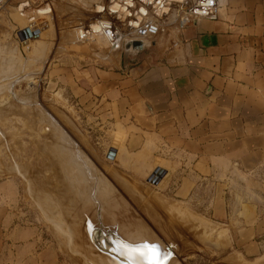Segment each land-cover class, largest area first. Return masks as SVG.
I'll return each mask as SVG.
<instances>
[{
  "label": "rangeland",
  "instance_id": "obj_1",
  "mask_svg": "<svg viewBox=\"0 0 264 264\" xmlns=\"http://www.w3.org/2000/svg\"><path fill=\"white\" fill-rule=\"evenodd\" d=\"M89 1L5 0L0 5V70L11 63L18 70L11 78L0 80V85L14 81L12 89L0 94V182L19 181L20 214L16 196L13 212L16 221L18 216L27 220L35 234L31 233L28 242H21L26 245L4 252L1 264L110 263L101 259L105 253L95 233L112 234L117 225L111 222L109 229H100L95 208L87 210L75 198L72 181L77 176L68 174L64 163L69 152L92 161L89 178L101 172L117 191L119 223L130 218L143 233L158 239L164 264H264V250L247 255L237 245L236 231L210 214L218 184L203 180L187 198L174 195L180 178H171V164L157 158L153 169L148 165L151 155L132 147L136 132L130 120L123 119L129 108L122 104L125 113L120 114L118 107L109 112L113 110L105 97L109 90L97 86L98 73L102 72L96 69L127 75L140 57L130 55L126 60L124 47L112 49L105 38L80 43L73 40L77 27L97 26L105 15L111 18L108 9L112 0ZM115 21L129 32V24ZM179 29L177 23L172 24L160 38ZM72 41L105 54L96 56L77 44L79 49L75 48ZM47 119L54 121L55 130ZM15 165L17 171L13 170ZM42 197H47V202ZM47 216L64 222V230L56 228ZM71 228L73 234L68 230Z\"/></svg>",
  "mask_w": 264,
  "mask_h": 264
},
{
  "label": "crops",
  "instance_id": "obj_2",
  "mask_svg": "<svg viewBox=\"0 0 264 264\" xmlns=\"http://www.w3.org/2000/svg\"><path fill=\"white\" fill-rule=\"evenodd\" d=\"M220 4L217 19L155 40L127 75L96 69L97 86L109 90V112L128 106L132 147L151 155L148 165L171 164V178H180L174 195L187 198L203 180L218 184L210 214L255 256L264 250V0ZM19 191V181L0 182V264L34 234L16 221Z\"/></svg>",
  "mask_w": 264,
  "mask_h": 264
},
{
  "label": "bare ground",
  "instance_id": "obj_3",
  "mask_svg": "<svg viewBox=\"0 0 264 264\" xmlns=\"http://www.w3.org/2000/svg\"><path fill=\"white\" fill-rule=\"evenodd\" d=\"M107 1H109V0H107ZM169 1L170 0H157L155 2V6L153 8L154 12L156 14H158V15H161L163 13L169 12V9H170ZM92 2H93V0H92ZM92 2L90 0L87 3H92ZM111 2L112 3L109 6L108 12L111 13L112 15H114V17H117V19L119 21L126 20L128 18V16L130 15V13L132 12V8H131V6H129V4H131L130 3L131 1L130 0H112ZM146 2H147V0H140V3L139 2H137V4L132 3V5H133L132 7L133 8L140 9V11H141L140 13H143V15H146V12L148 10V8L146 6L147 5ZM105 3L108 4L107 2H105ZM94 5L95 4H93V6ZM98 5L99 4H96V6H98ZM105 5H104V7H105ZM101 6L103 7L102 4H101ZM100 8L101 7L99 5L98 10H96V11H99V13H100ZM112 15H111V18L113 17ZM105 17H106V15H105ZM141 20H142V17H140V15H138V18L136 19V21L135 22H132L133 23V28L129 29V27H128V31H130V33H133L135 31L134 28H136L138 26V24L140 23ZM91 27L89 29H90V31H92V33L95 36L100 37V38H105L104 36H102V32H101V29H100V27H99L98 24H97V26L95 25L92 28ZM74 39L75 38H73V40ZM78 43H80V42L78 41ZM75 44H77V42L76 43L73 42V46H75ZM77 45H79L83 49L88 48V50L91 53H94L96 56H99V57H103L104 54H105L103 51H96L97 49H94V48H91V47H84L81 44H77ZM77 45L75 46V48L77 47L79 49V46H77ZM85 46H88V45H85ZM115 48L116 47H113L112 49H115ZM17 71L18 70L13 66L12 63L9 66H7L6 68L3 67L0 70V80L1 79H6V78H8V79L11 78L14 74L17 73ZM13 83H14V81H10V82L7 81L6 83L1 84L0 85V94L3 93V91H5L6 89H8V90L12 89V84ZM62 116H64V118H67L68 120H70L69 117L63 111H62ZM47 124L49 125V127L54 128V130L56 129V126H55V123H54L53 120L47 119ZM59 133H63V131L62 130H59ZM61 138L62 139H66V137L64 135H61ZM75 155H73V152H72V154L69 152V154H66L65 155V160H64V163H65V166H66V169H67L68 174H74V175L77 176V178H74V181H72V184H75V186H76L75 191H74L75 192V198L79 202H81V205L83 204L84 207L87 210H89L91 208V206H93V208H95L96 218H97L96 220L99 221V223L101 225L99 227L100 229H102V228H104V229L108 228L110 226V223L111 222H113L114 224H116L118 229H114V230L111 229V233H112L111 235L114 236L115 239L118 241V243L123 246V251L120 252L119 249L118 250L115 249V250H117L115 252L116 253L115 254L114 253L115 250H112V249L109 248L108 242H106V244H105V246H108V247H105L106 249H103L104 246H102L103 244H101V240L103 239V237H101V236L98 237V235H96L98 237V239L100 240L99 241L96 238V236L93 235V237L95 236L94 238H96V241L97 240L99 241V244H100V246L103 249V253H105L104 255L101 256V259L103 258V261L110 262L109 264H149V260L151 259V256H152V250L150 248H148V247H140V246L141 245H155V246H157V254H158L159 259L161 261L160 255H161V251H162V245L158 241V239L156 240L154 237H149L150 235L147 236L146 235L147 233L146 234L143 233L140 230V228L138 227L139 225L133 223V221L129 218L131 216L128 217L129 220L128 219L126 221L123 220L124 221L123 224H120L119 223L120 221L118 220V218L116 216V213H115V208L118 205L121 206V204L119 202L120 201L119 200V197L116 194L117 191H114V188H112V186L108 182V180L105 179V178H103L101 176V172L98 171V170H97V172H100L99 173V176H97L95 178H92V177L89 178L88 175H90L91 174V171H93V170H91V166L93 164L92 161L89 158H87V156H85V155H83V158H85V159H82L80 157H76ZM13 170L17 171V166L16 165L14 166V169ZM94 171H95V169H94ZM96 174L98 175V173H96ZM126 184L128 185L129 183L126 182ZM126 184H125V186H126ZM128 187L130 188V186H128ZM131 188L134 189V187H131ZM46 198L45 197L44 198L42 197L43 200H45ZM44 202H47V201L45 200ZM39 205H41L40 206L41 208L43 207L44 210H46L45 207L41 204L40 201H39ZM45 205H46V203H45ZM50 209L51 208H49V211H51ZM82 209H80V210H82ZM47 213L48 214H46V215H49V212L48 211H47ZM108 215L111 218V219L109 218L110 220L107 217ZM47 217H49V220L50 221H52V220L54 221V223L56 225V228L58 227L60 230H64L62 228V227L65 226L64 225L65 224L64 222H62L61 220H58V219H53L51 216H47ZM136 222H138L137 219H136ZM62 223H64V224H62ZM139 223H140V221H139ZM62 225H64V226H62ZM77 226H73V227H76L77 228ZM141 226H144V225H141ZM76 228H75V230H76ZM99 228H96V229H99ZM143 228H145V227H143ZM72 229L73 228L68 229V230L73 234L74 231ZM106 231H108V230H106ZM75 233H76V231H75ZM68 241H69V239H68ZM96 241H95V243H96ZM74 244H75V242H74ZM137 248H139V251H136ZM109 250H112L113 252H110ZM126 256L128 258H126ZM99 258H100V256H99ZM89 261H92V260H88V262ZM89 264H90V262H89ZM91 264H96V263H94L92 261ZM161 264H164V263L161 261Z\"/></svg>",
  "mask_w": 264,
  "mask_h": 264
},
{
  "label": "built area",
  "instance_id": "obj_4",
  "mask_svg": "<svg viewBox=\"0 0 264 264\" xmlns=\"http://www.w3.org/2000/svg\"><path fill=\"white\" fill-rule=\"evenodd\" d=\"M5 0H0V5ZM132 12L128 18L124 21H120L123 26L129 24V28H133V23L138 18V15L142 17V20L134 32L125 33L120 26L116 23L117 17L104 18L98 21V25L101 29L102 36L105 37L109 47H116L118 50L124 47V41L127 38H139L152 42L157 40L160 36L166 34L169 30V26L177 23L179 30L184 27L193 24L202 18L215 20L219 16V8L221 0H170L169 12L158 15L154 12L153 8L157 0H147V12L146 15L140 13V9L133 8L132 3H140V0H130ZM87 26L77 27L74 31L75 40L79 42L94 41L95 36Z\"/></svg>",
  "mask_w": 264,
  "mask_h": 264
},
{
  "label": "water",
  "instance_id": "obj_5",
  "mask_svg": "<svg viewBox=\"0 0 264 264\" xmlns=\"http://www.w3.org/2000/svg\"><path fill=\"white\" fill-rule=\"evenodd\" d=\"M32 34V32H30ZM156 41L153 40L152 42L146 41L144 39H139V38H127L124 41V57L127 60L130 55H137L140 52L144 51L148 46L151 44H154ZM127 65V63H125ZM96 231V230H95ZM96 235L103 237L101 240V244L103 249H106L105 247H108L112 250L119 249L120 252L123 251V246L118 243V241L115 239L114 236L111 234L105 233V232H100V230H97ZM106 242H108V246H105ZM115 244V245H114ZM112 250H109L110 252H113ZM115 250L114 253L117 251ZM108 252V251H107ZM116 254V253H115ZM126 258H128L126 256Z\"/></svg>",
  "mask_w": 264,
  "mask_h": 264
},
{
  "label": "snow or ice",
  "instance_id": "obj_6",
  "mask_svg": "<svg viewBox=\"0 0 264 264\" xmlns=\"http://www.w3.org/2000/svg\"><path fill=\"white\" fill-rule=\"evenodd\" d=\"M140 247H148L152 250V256L149 260V264H161V261L159 259V256L157 254V246L155 245H141ZM136 251H139V248L136 249Z\"/></svg>",
  "mask_w": 264,
  "mask_h": 264
}]
</instances>
